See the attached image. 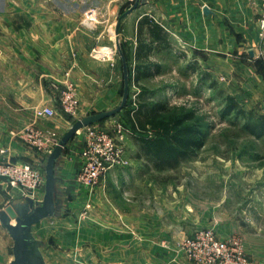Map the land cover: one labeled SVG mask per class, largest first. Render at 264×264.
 <instances>
[{"label":"crops","instance_id":"0c3cea01","mask_svg":"<svg viewBox=\"0 0 264 264\" xmlns=\"http://www.w3.org/2000/svg\"><path fill=\"white\" fill-rule=\"evenodd\" d=\"M205 8L209 10L207 13ZM260 9V0H0V150H9V154L0 152V162L10 157L12 161L45 167L48 155L33 149L15 134L33 121L34 109L51 107L57 115L36 121V126L55 131L60 139L73 124L62 113L58 95L68 86L78 92L82 108L90 105L95 109L116 108L121 84L124 85L122 54L132 66L131 73L135 61L152 62L146 69L143 64L140 70L144 72L142 77L152 82L166 73L189 81L198 77L195 83L199 86L213 78L215 87L216 83L221 84L239 102L248 99L251 109L264 108V40L259 38L257 26ZM91 11L96 21L87 26L85 15ZM117 41L121 49H118L120 65L113 57L95 55L96 49L111 50ZM143 41L150 44V51L143 49ZM205 87L206 84L199 91ZM167 88L178 95L186 91L179 84ZM80 131L67 143L55 165L59 211L69 208L75 212L85 202L93 200L95 204L99 199L97 203L126 218L123 207L131 205L134 190L142 185L140 178L150 168L159 169L158 166L128 138V143L137 148L134 152L128 147L129 165L111 169L93 193L77 181L85 146V135ZM260 136L264 141V132ZM170 193L171 197L169 193L167 198L159 197L157 190L151 211L141 210L151 215L155 226L141 229L139 235L141 239L143 236L167 237L170 242L174 239L172 247L163 250L164 246H144L143 240L129 245L125 234L121 235L124 240L118 247L111 249L125 254L146 251L151 258L149 263L136 260L133 264H188L178 243L209 225L205 223L207 210L190 197H181L182 201L176 202L173 198L176 194ZM44 195L45 186L33 199L30 193L12 188L0 178V218L8 207L26 204L28 198L41 204ZM217 211V207L209 210L215 215ZM221 220L220 213L212 222L219 227ZM160 221L165 225L160 226ZM177 221L181 225H176ZM37 225L31 227V233L39 242ZM12 247V239L0 219V264L12 263ZM173 258L175 261H171ZM120 263L128 264L126 260Z\"/></svg>","mask_w":264,"mask_h":264},{"label":"rangeland","instance_id":"374dc122","mask_svg":"<svg viewBox=\"0 0 264 264\" xmlns=\"http://www.w3.org/2000/svg\"><path fill=\"white\" fill-rule=\"evenodd\" d=\"M123 47L127 48L125 45ZM103 49H96L95 55L104 56L105 54L101 52ZM106 49L110 51V56L106 54L104 57H113L120 65L121 58L116 44L112 45L111 50ZM132 78H135L134 73H130L129 80L133 106L136 105L140 92L146 89L154 92L156 99L164 102L171 113L194 112L197 118H201L208 125V128L203 129L206 134L205 144L195 157L186 158L173 167L148 168L149 171L144 172L140 178L141 187L133 192L131 205L123 207L124 211H127V215L124 214L126 218H123L121 213L119 215L118 212L111 211L102 203H97L100 201L97 199L95 204L93 200L85 202L78 211L72 212L67 208L59 211L58 216L37 223V234L41 239L39 247L46 263L121 264L122 260H126L128 264H133L136 260H140L141 263L147 260L149 263L151 258L146 251L144 253L128 251L125 254L114 248L111 249V246L118 247L124 240L121 235L128 234L129 245L148 239V242L142 241L144 246H164L163 250L172 247L174 239L171 242L167 237L162 236H143L144 238L141 239L139 235L141 229L146 230L155 226L150 220L151 215L144 214L141 210L151 211L155 204L153 196L158 190L159 197L164 198H167V193L170 197L172 196L170 192L175 193L173 198L176 202L182 201L179 200L181 197L195 200L197 205H202V208L207 210L205 212L208 214L206 216L208 220L205 222L209 224L207 227H214L222 239H239L250 258L257 264H264V141L261 140L263 135L260 137L252 135L244 127L245 118L234 111L228 117L222 116L226 105L225 98L230 95L219 83H216L215 88H211L213 78L205 82L207 87L203 90L205 92L208 90L207 93L199 91V88L205 84L196 85L198 77L189 81L188 78L166 73L160 75L154 82L150 78H142L138 84L133 83ZM262 78L264 80V75ZM171 84H179L186 91L180 95L171 93V90L168 92L167 86ZM123 91L124 85L121 84L117 106L122 100ZM135 94L138 96L135 97ZM76 96L79 100L78 92ZM250 103L248 99L240 102L247 119L255 123L264 122V108L251 109ZM89 107L82 108L79 100L75 114L68 115L71 124L89 115L114 109H95L93 105ZM122 120L124 118L120 112L115 117L91 126H98L108 131L124 146L126 152L128 147L136 152L137 148L128 143L131 132L124 133V137L121 138V134L117 131L119 124L123 126ZM80 132L84 133V130L81 129ZM149 166L152 167L151 164ZM83 187L95 193L99 186ZM93 193H89L90 197ZM214 207L218 208L216 215L209 212ZM220 209L223 211L220 212ZM220 213L223 220L219 221L221 225L216 227L212 222L213 217L214 219L219 217ZM162 224L165 225L160 221L159 225ZM176 225H181L180 221H177ZM177 240L178 237L174 241L175 245ZM174 258L171 261H175Z\"/></svg>","mask_w":264,"mask_h":264},{"label":"built area","instance_id":"2783aa9c","mask_svg":"<svg viewBox=\"0 0 264 264\" xmlns=\"http://www.w3.org/2000/svg\"><path fill=\"white\" fill-rule=\"evenodd\" d=\"M260 3L261 9L257 21L258 36L264 40V0H260ZM95 21V13L87 12L84 23L92 26ZM101 52L105 55L109 53L107 49ZM58 95L62 113L74 115L79 106V100L72 87L68 86L60 90ZM56 115L57 112L51 107L34 109L33 121L19 130L15 136L38 152L49 155L58 144L59 136L55 131L39 129L36 121L50 119ZM83 130L85 146L81 152L82 165L77 181L82 186L95 188L101 185L111 169L127 166L129 160L126 158L124 146L108 131L91 125L84 127ZM117 131L121 134V138L128 132L120 124ZM0 152L9 154V150L6 149ZM0 178L12 188H19L30 193L34 199L37 191L45 186V167L42 164L19 163L12 161L9 157L0 162ZM177 247L184 254L188 264H257L250 258L239 239H222L214 227L197 229L192 236L182 239Z\"/></svg>","mask_w":264,"mask_h":264},{"label":"trees","instance_id":"16d2710c","mask_svg":"<svg viewBox=\"0 0 264 264\" xmlns=\"http://www.w3.org/2000/svg\"><path fill=\"white\" fill-rule=\"evenodd\" d=\"M152 22V20H150ZM151 24V23H150ZM141 33L139 32V37ZM143 49L151 50L150 44L144 41ZM138 64H137V63ZM151 65L152 62L135 61L133 68L135 78L133 83L138 84L143 78L141 67ZM128 65V62H127ZM131 65H128L129 80L132 72ZM131 86V82H130ZM215 88V85H212ZM154 92L143 89L140 92L136 105L133 106L132 94L129 87L128 103L122 111L123 126L130 131V139L138 146L148 160L153 161L155 166L173 167L180 161L195 157L197 152L204 146L206 134L203 132L208 125L197 118L196 114L188 111L184 114L171 113L164 102L155 99ZM226 105L222 116L228 117L233 111L243 116L246 120L245 128L253 135L259 136L264 132V122H252L246 117L245 110L240 106L236 97L226 96Z\"/></svg>","mask_w":264,"mask_h":264},{"label":"water","instance_id":"95a60500","mask_svg":"<svg viewBox=\"0 0 264 264\" xmlns=\"http://www.w3.org/2000/svg\"><path fill=\"white\" fill-rule=\"evenodd\" d=\"M135 8L136 6L130 8L128 13ZM208 11V8H205L204 12L207 13ZM126 15L127 13L123 14L122 18ZM116 44L119 51H121L118 41ZM122 59L124 68V91L120 105L112 110L76 120L71 128L59 139L56 147L48 155L45 164V195L41 204H35L32 198H28L26 204L10 206L2 214L0 218L2 226L7 230L13 242V261L11 264H46L39 248V242L31 233V227L42 220L58 215L59 204L55 193V165L63 154L67 143L84 127L115 117L126 108L130 82L128 65L123 54ZM12 221H15V223H12Z\"/></svg>","mask_w":264,"mask_h":264}]
</instances>
